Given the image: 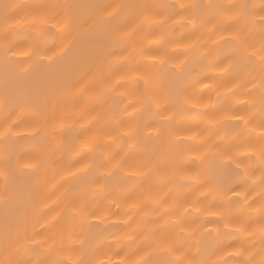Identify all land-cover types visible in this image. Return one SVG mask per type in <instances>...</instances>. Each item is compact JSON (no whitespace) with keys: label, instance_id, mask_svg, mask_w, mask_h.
I'll return each instance as SVG.
<instances>
[{"label":"snow or ice","instance_id":"1","mask_svg":"<svg viewBox=\"0 0 264 264\" xmlns=\"http://www.w3.org/2000/svg\"><path fill=\"white\" fill-rule=\"evenodd\" d=\"M112 7L49 3L48 0L0 2V82L3 86L0 110L5 114V127L0 131V141L4 144V162L0 168L4 197L0 264H229L226 257L230 256L243 257L232 264H264V115L258 123L254 114L245 116L238 110L221 115L215 104L204 102L202 95L195 96L188 88H180L174 95L165 93L159 86V75L165 65L173 61V55L164 52L158 57L152 48L145 49L133 40L152 29L177 26L184 29L190 24L195 31L212 23V32L216 36L214 43L230 46L233 57L222 71H231L234 66L249 69V78L233 85L230 91L235 94V90L243 89L246 96L254 98V104L258 98L264 111V0L259 4L245 0L240 3L117 5L115 7L120 10H137L132 18L133 26L127 31L123 30V25L107 26L116 15L109 12ZM90 25L97 27L95 35L89 36ZM129 44L132 47L129 56L138 54L142 59L153 61L147 66L153 69L152 72L145 71V66L140 63L121 72L123 65L109 59L115 54L111 49L119 46L122 59L127 60L124 53ZM194 45L195 41L184 45L185 51ZM209 63L211 67L219 68L223 61ZM105 64L110 72L108 77L102 78L99 69ZM257 67L259 71L253 75ZM214 78L205 75L192 87L202 86L201 92L204 89L211 91L210 83L205 81ZM96 82L100 84L99 88L95 87ZM113 92H119L124 98L121 100L123 107L118 112L108 113L107 119L112 121V131L119 136L125 156L118 160L119 153H109L104 157L107 164L116 169L105 179L119 172L123 173L120 179L126 183L111 189L101 185L94 195L103 194L109 199L118 190L129 201V207L135 209L123 221L130 230L127 233L129 243L123 245L118 240L114 251V245L105 244L107 237L99 224L86 221L89 216H97V211L100 213L98 219H106L110 209L89 211L86 200L72 197L71 188L65 190L67 203L63 211L72 222L78 220L81 232L90 236L88 246L79 234H69L67 245L63 231L51 242L48 238L40 240L38 232L33 231L30 235L26 205L20 200V193L26 192L31 198V190L17 183L21 177L16 172L19 170L22 176L25 170L37 169L40 158L37 163L28 161L26 157L33 152L19 154L12 151L10 142L20 139L39 141L46 150L55 152L63 148V144L57 142V136L59 134L62 141L67 116L72 114L74 122L80 124L95 110L97 97ZM198 108L204 110L202 115L216 109L218 118L214 127L217 130L213 135L220 143L213 140L208 144L201 139L212 120L202 128L185 133L183 139L172 128L177 110L190 113ZM16 109H27L32 113L31 131L27 137L15 134V122L8 124ZM144 113L159 118L156 136L167 133L170 149L172 146L175 149L170 152L171 162L178 172H182L177 163L182 155L181 146L187 141L199 142L198 146L203 150L197 157L201 171L182 174L180 179V186L189 190V194L200 191L201 196L192 202H188L187 197H173L171 193L161 197L160 192L169 181L160 174L152 156L141 158L137 155L141 132L152 125L142 124L139 119L135 124L132 121ZM123 116L127 119H122ZM96 120V116L88 120L82 129V137L71 149L79 157L78 163L95 154L100 147V132L92 131ZM230 121H235L234 126L247 133L242 151L236 150L239 146L234 147L226 136H220L219 128ZM245 160L248 164L241 168ZM92 168L93 164L89 162L80 170ZM69 173L72 174L70 169ZM201 197L205 201L211 198V206L202 208ZM111 202L120 206L119 200L112 199ZM206 213H212L215 219L200 220ZM137 217H140L139 222ZM234 236L243 237L239 247L229 242ZM257 244L260 247L254 252ZM218 254L219 258H214ZM32 255H43L44 259L33 260ZM113 256L119 259L114 261Z\"/></svg>","mask_w":264,"mask_h":264},{"label":"bare ground","instance_id":"2","mask_svg":"<svg viewBox=\"0 0 264 264\" xmlns=\"http://www.w3.org/2000/svg\"><path fill=\"white\" fill-rule=\"evenodd\" d=\"M5 2V0H0ZM11 3H25L27 0H6ZM49 3H72V4H86V5H112L109 8V12H113L114 19L109 20L108 27H120L124 26L125 31L133 26L132 18L136 15L135 9H117V5H134V4H170V3H240L245 0H48ZM248 3L259 4L260 0H246ZM107 16V14H105ZM127 21V22H126ZM89 36L95 35L97 27L95 25L89 26ZM213 24L208 23L202 28L192 30V26L189 24L186 28L182 29L179 26L174 29H152L151 32L141 33L133 38L135 43H141L145 49L152 48L153 53L156 56H161L164 52L169 55H173V61L165 65L164 70L159 75V86L167 94L174 95L180 88H188L191 90V94L195 96H203L204 102L211 101L212 104L220 109V114L224 112L238 110L245 116L254 114L256 117V123L259 122L261 115H264V111L261 110L260 102L255 99L253 103L252 96H246L243 89L235 90L233 94L230 89L233 85L243 82L249 78V69L234 66L231 71L224 72L229 66L230 61L233 59L231 55V49L228 45L220 43H214L216 40L215 34L212 32ZM211 35V39L208 37ZM195 41V45L192 49L185 51L184 45L192 44ZM158 42V43H157ZM179 42V44L177 43ZM128 51L124 53V56H128L127 60L122 59L120 55V47H114L111 50L115 53L109 59L116 64H122L121 72L127 71L131 66L140 63L145 66V71L152 72L153 69L147 66L152 64L150 59H142L138 54L129 53L132 51L131 44L128 46ZM175 54V55H174ZM223 61V63H220ZM183 62V63H181ZM211 64L220 63L219 68L211 67ZM174 65H180V67H174ZM172 69V71H169ZM102 78L108 77L110 68L107 64L103 65L99 69ZM259 71L258 67L253 71V75ZM205 75L215 77L210 81L211 91L204 89L201 92L202 86L192 87L197 79H203ZM114 80V78H113ZM143 83V82H141ZM95 87L99 88L100 84L95 83ZM217 92L220 93L217 96ZM3 95V86L0 82V96ZM124 98L120 96L119 92H113L105 96L97 97L94 103L95 110L92 112L86 120L80 124H76L73 119V115L69 114L66 118L64 125L65 132L61 141L60 136H57V142L63 144V148L52 152L50 149H45L44 145L39 141H32L28 139L14 140L10 142V150L19 154H23L25 151H32L33 155L26 157V159L32 163H37V158H40L39 166L37 169L25 170L23 175L17 170L16 175L20 176V180L17 182L26 189L31 190V198L27 196L26 192L20 193V200L24 201L29 218V234L33 231L40 234L39 239L44 240L48 238H55L61 231L65 234V244L69 243L67 236L80 235L85 239V246L87 247L90 242V236L87 232L82 233L79 227V221L72 222L66 211H63L67 200L65 198V190L71 188L72 197H79V200H86L89 211L108 208L110 213L108 218L101 219L99 211L97 216H89L86 223L99 224L100 230H103L107 239L105 244L114 245L115 250L116 242L119 240L121 244L127 245L129 243L127 233L130 231L125 227L123 221L130 217L135 209L129 207V201L123 198L120 191L112 193L109 199H105L103 194H96L94 192L101 186L107 185L110 189L121 186L126 182L120 179L123 173L117 172L109 179H105L109 172H116L111 165L107 164L104 157L109 153H119L117 159L125 156V152L121 151V142L116 132L112 131V121L107 119V114L110 112H118L123 107L121 100ZM126 102V101H125ZM131 112V109L129 110ZM204 110L198 108L190 113H185L177 110L175 118L172 122V128L180 138H184L185 133L195 131L196 128H202L209 120H212L211 124H208V131L204 133L201 138L203 141L211 144L213 140L217 143L221 141L213 133L217 130L214 127L215 119L218 118L216 109L209 110L207 115H202ZM4 112L0 110V131L5 127L4 125ZM96 116L95 127L93 132H100V147L95 154H90L85 160L77 162L79 157L76 152L71 149L76 145L78 138L83 135L82 129L88 123V120ZM127 119V116L121 117ZM136 119H139L142 124H151L150 128H143L141 132V144L136 153L141 158H147L152 156L154 163L159 168L160 174L165 177L167 185L160 192L161 197H167L169 193L173 197L183 199L187 197L188 202H192L196 197H200V191H192L189 194V190H185L180 186L181 175L188 174L189 172L201 171L202 165L197 159L198 156L203 154V150L199 148V142L192 140L187 141L182 148V155L180 160L177 161L182 172L177 171V167L171 162L170 152H174V146L169 145V137L167 133L161 134L158 138L156 136L157 120L158 117L152 113H144L142 116L136 117L132 123L135 124ZM15 122L17 127L15 128V134L21 137H27L31 131L32 113L30 110L16 109L8 120V124L11 125ZM235 121L227 122L223 127L219 128L220 136H226L229 143L234 147L239 146L236 150L242 151L246 146L247 133L241 132L239 128L234 125ZM242 127V125H241ZM253 135H256L254 133ZM151 137V139H148ZM115 139V142H113ZM126 147V146H125ZM78 151V149H77ZM46 153V154H45ZM211 157V154H209ZM4 162V144L0 141V168L3 167ZM91 162L93 168L89 170H80L84 168V164ZM207 163V162H206ZM248 161H244L241 168L247 166ZM71 170V175L69 173ZM259 176V172L256 173ZM112 199L119 200L120 206L117 207L115 203H112ZM202 208H208L211 206V198L205 201L201 197ZM4 197H3V181L0 180V231L4 225ZM79 203V201H78ZM127 213V215H125ZM195 216V214H194ZM145 219H152L154 217H144ZM140 217H137L139 222ZM214 220L215 217L212 213H206L200 217V220ZM200 221H196L199 223ZM195 226V225H194ZM152 227L151 224L148 225ZM207 227H214V225H208ZM206 230V229H205ZM243 237L234 236L229 238V242H234V247H239ZM59 246V242H57ZM259 244H257L254 252L258 251ZM108 254V250L105 249V255ZM226 255V254H225ZM3 258L2 247H0V259ZM33 260L44 259L43 255L39 257L32 255ZM219 258V254L217 257ZM229 260V264L233 261H239L243 257L230 256L226 257ZM119 259L113 256V260ZM257 259L259 257L257 256Z\"/></svg>","mask_w":264,"mask_h":264}]
</instances>
